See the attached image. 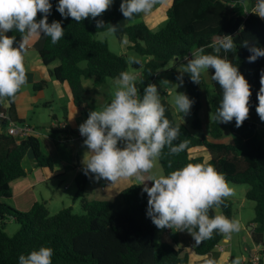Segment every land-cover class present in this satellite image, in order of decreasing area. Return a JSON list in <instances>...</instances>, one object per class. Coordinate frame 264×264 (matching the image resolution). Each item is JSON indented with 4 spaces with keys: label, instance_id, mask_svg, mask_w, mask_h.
Masks as SVG:
<instances>
[{
    "label": "trees",
    "instance_id": "1",
    "mask_svg": "<svg viewBox=\"0 0 264 264\" xmlns=\"http://www.w3.org/2000/svg\"><path fill=\"white\" fill-rule=\"evenodd\" d=\"M244 1L172 0L167 10L165 26L155 30L144 20L126 23L123 31L129 41L128 47L142 56L150 57L144 63L141 61L140 64H133L135 68L141 69L137 81L140 94L143 93V87L153 83L161 69L171 60L183 59L201 47L205 54L213 53V49L209 47L213 39L229 34L234 37L237 46L230 52H221V55L234 65H239L240 71L248 79L252 89L250 109L256 111L264 57L249 62L251 53L241 42L248 40L251 45L264 47V19L250 12L255 0L248 3H243ZM57 2L58 0H52L49 22L60 20L65 28V35L56 44H52L50 37L45 36L39 54L46 65L57 62L50 69L51 76L68 83L75 105L87 110L90 91L85 87L84 80L92 78L93 86H101L129 67L125 55L114 52L108 41L97 37L104 32L98 29L97 20L113 24L114 19L122 15V0H114L101 16L86 18L81 22H76L71 17L64 18L56 9ZM250 2L252 7L247 11L245 6ZM39 15L41 13L37 14ZM13 34L19 42L20 34L9 32V35ZM208 73L212 84L211 92L203 76L201 83L197 84L189 74H184L188 95L195 101L187 115H192L194 119L191 127L182 120L172 125L180 126V135L174 144L186 141L188 146L185 151L173 156L167 155L168 149L165 147L159 161L165 174L188 163L210 164L225 176L228 183L247 185L246 197L256 203L255 217L250 223L252 239L255 244L264 245L263 141L255 137V145L244 153L240 152L237 144L220 141L224 139L228 126H236L235 119L228 123L213 120L207 134L198 135L193 131L202 128V90L206 88L212 113H215L222 99V88L212 79L211 69ZM175 80L176 74L171 85ZM45 85V80L37 82L34 90H42ZM21 90L22 88L14 98L0 103V264H18L21 254L26 255L40 246L54 249L52 264H191L190 254L185 248L179 247L178 242L157 239V227L147 215L148 196L139 183L124 188L112 198L89 200L86 190L94 175H86L82 170L75 178V199H80V213L74 212L70 206L51 214L46 204L41 202H36L28 211H20L9 205L8 200L13 195L11 182L28 173L23 160L29 150L32 151L37 166L51 168L54 164L53 159L44 152L38 137L30 135L20 139L5 132L11 122L19 124L21 121L17 118L15 105V98ZM7 101L11 103L9 107L6 105ZM179 114L185 117L183 113ZM238 128H250L254 131L256 122L245 120ZM52 132L55 144L65 146L71 158H78L72 147L73 132L68 126L58 127V130L53 128ZM197 147L207 149L208 159L190 154V150ZM76 165L80 166L79 159ZM149 175L150 173L144 174L145 180ZM147 183L151 185L153 182ZM220 208L222 215L232 218L234 209L231 200L225 198ZM209 214L217 213L213 209ZM11 218L20 223L18 231L13 235L5 230L6 223ZM224 237V234L214 232L211 238L195 245V252L198 255L212 254ZM201 262L211 264L213 258L209 256Z\"/></svg>",
    "mask_w": 264,
    "mask_h": 264
},
{
    "label": "clouds",
    "instance_id": "2",
    "mask_svg": "<svg viewBox=\"0 0 264 264\" xmlns=\"http://www.w3.org/2000/svg\"><path fill=\"white\" fill-rule=\"evenodd\" d=\"M113 3L114 0H58L56 9L64 18L81 22L101 16ZM156 3L157 0H122L120 11L130 20L136 14L149 13ZM52 8V0H0V103L14 98L27 82L24 58L31 38L43 35L56 44L65 35L60 20L49 22ZM250 12L264 18V0H255ZM38 13L42 18L37 19ZM109 24L97 20L98 29L104 30L105 35L116 32V25ZM10 31L20 34L19 42L16 35H8ZM241 44L251 53L249 62L264 57V47L251 45L248 40ZM236 46L232 35L214 38L209 45L213 53L205 54L201 47L193 51L190 58L185 57L187 62L179 70L178 79L183 82L187 73L194 83L200 84L202 74L211 69L212 79L223 90L211 120L228 123L235 119L236 126L240 127L249 116L251 85L239 65L221 55ZM127 63L140 64L141 60L131 56ZM137 80L136 73L121 71L114 79L111 101L99 110H91L79 125L87 148L81 161L84 173L94 175L97 181H109L110 185L121 178L139 181L148 196L147 215L159 229L187 230L196 244L211 238L214 232L230 238L232 233L240 231V221L222 214H209L210 210L220 207L225 198L234 195V189L214 166L188 163L167 174L153 171L165 147L167 155L173 156L185 151L188 145L186 141L174 144L180 135V126H173L165 115L158 85L148 83L141 95ZM166 83L167 80H163L161 86ZM260 83L256 111L264 121V70ZM194 102L189 95L177 90L171 101L175 111L184 116L190 113ZM145 173H150L147 180ZM147 181L153 183L149 185ZM53 254V248L40 246L26 255L21 254L18 264H52ZM233 264H239V260Z\"/></svg>",
    "mask_w": 264,
    "mask_h": 264
},
{
    "label": "rangeland",
    "instance_id": "3",
    "mask_svg": "<svg viewBox=\"0 0 264 264\" xmlns=\"http://www.w3.org/2000/svg\"><path fill=\"white\" fill-rule=\"evenodd\" d=\"M250 0H245L243 3H248ZM163 2V0H158V3ZM141 14V13H140ZM136 14L135 16H137ZM167 18L166 14H163L162 17L158 18L156 23L154 24L153 29H159L163 26L166 25L167 23ZM127 21L131 23V19H125V17L122 15L118 16L117 18L114 19L113 25H116V32L111 35H105L104 32H101L97 35L98 39L100 40H106L108 41L111 50L118 54H123L127 57V59L131 56H136L140 58V60L144 63L150 57L148 56H142L139 53H137L134 50H131L128 47L129 41L126 35L124 34L123 28L126 25ZM125 38L127 40V43H125ZM184 58L180 59H173L169 62L168 65L163 67L159 74L156 76L154 79L153 83L158 85L159 90L161 91V102L163 103L166 101L167 103L171 104V101L174 98V95L176 93V90L178 92H184L188 95L187 88H186V83L185 80L183 79V82H181L178 79L179 76V70H182L183 67L185 66L184 63ZM128 71H132L137 74L138 79L141 74V69H137L133 66V64H129V67L127 69ZM176 74V80L173 85H171V80L174 78V75ZM205 82L207 83L206 85L210 88V92L212 90V84H211V78L210 75L207 72L202 74ZM53 77V76H52ZM51 77V80L48 81L47 87H45V91L47 94V98L51 96H56L57 93V87L53 85V78ZM163 80H167V83L162 87L161 82ZM138 81V80H137ZM113 82L114 79L109 78L107 82L101 86H93L92 84V78L86 79L85 80V86L86 88L90 91L89 93V102H88V108L89 111L91 110H99L101 109L104 105L109 103L112 99V92H113ZM171 89V94L169 95L168 90ZM51 95V96H49ZM65 99V98H63ZM46 100V99H45ZM44 101V100H43ZM62 103V100H56L55 101V107L60 106ZM167 109H169V106L166 105ZM173 110L174 107H173ZM53 111L58 115L59 118H62V111L59 110V108H54L53 110L51 108H45V105L41 103L38 104L37 107L29 114L27 121L31 123L32 125L39 126L40 130L43 132H48V128L51 126V114ZM211 105L208 100V96L206 93V88L202 90V108L200 111V117L202 119V128L200 130H193L195 134H207L208 128L210 127V124L213 120H211ZM193 116L192 115H187L185 117H181L179 113L175 115V120L171 122H177L179 120H182L185 124H187L189 127H191L192 122H193ZM247 121H252L256 122V129L254 131L250 130V128H246V130H241L235 125H230L227 127L225 130V137H224V142H231L233 144H237L239 146L240 152L244 153L246 149H251L255 145V140L254 138H258L263 141L264 145V121H261L259 115L257 114L256 111L250 109L249 116L246 119ZM25 122L20 121L19 124H24ZM73 129V130H72ZM38 130V129H37ZM36 130V131H37ZM39 130V131H40ZM72 131H74L75 138L78 137L77 134H79V128H76L73 126L71 128ZM36 134H39V136L44 140L43 135L40 132H37ZM211 140H214L210 137ZM247 140H250L249 142ZM122 146V144H121ZM50 147V148H49ZM73 150H75V143L72 144ZM60 150H64V152L67 154L69 158L64 157H58L55 159L56 165L58 163H61L62 161L64 163V166H68L69 161H74L75 165L77 163L76 158H71L70 155L68 154L66 147L65 146H59L58 147V152ZM45 151L49 154H51V143L45 144ZM76 154V153H75ZM190 154L192 156H208L207 149L204 147H198L194 148L191 150ZM28 155V154H27ZM25 156L23 160L24 166L29 169L31 168V172L34 170L32 169L33 167L31 166V161L29 160V156ZM62 155V154H61ZM31 159L34 160V158L31 156ZM70 169V167H69ZM48 170V169H47ZM46 170V173L48 172ZM153 171H160L163 172L162 165L160 161L158 160L156 162V168L153 169ZM164 173V172H163ZM71 174L68 176H61L58 175L51 179V177L42 179L40 183L34 184L33 189H29L28 191L25 192V195H15L14 198H10L8 200V203H11L12 207L16 208L17 210L20 211H28L36 202H41L45 203L47 208L49 209L51 214H56L60 210L66 208V207H72L73 211L76 213L82 212L81 209V202L80 199H75V195L77 192V185L75 180L71 179ZM33 180V179H32ZM21 181L15 182L14 183V188L16 185L21 184ZM229 185L234 189V195L227 197V199L231 200L233 202V215L232 218H236L240 221L241 228L239 232H234L230 235L231 237V244L226 248L227 253H233L235 256V260H239V263L244 259V257L249 256V250L248 247L249 244L252 245L253 241L247 238L244 240L245 237H247V233L250 231L252 228V225L249 224L255 217V201H252L246 197V191L248 186L245 184H235V183H229ZM16 190V189H15ZM74 193V194H73ZM216 213L220 214L222 213V209L220 207L215 208ZM245 225L246 228L244 227ZM20 227V223L14 219L11 218L10 221L6 223L5 230L7 233L10 235L15 234ZM164 229H159L157 228V231L160 233ZM168 229V228H167ZM156 231V232H157ZM157 239H160L157 236ZM225 244V243H224ZM262 254H264V251L260 252V255L262 257ZM219 262V261H216ZM214 262L213 264H215ZM191 264H201L196 260V255L193 253L191 255Z\"/></svg>",
    "mask_w": 264,
    "mask_h": 264
},
{
    "label": "crops",
    "instance_id": "4",
    "mask_svg": "<svg viewBox=\"0 0 264 264\" xmlns=\"http://www.w3.org/2000/svg\"><path fill=\"white\" fill-rule=\"evenodd\" d=\"M171 4H172V0H163V2L161 3H158V0H157V3L154 5L153 9L149 13L138 14L133 19H131V23H135L139 20H144L153 29V27H155L154 24L156 23L158 18L162 17L163 14H166V17H167V10L171 6ZM251 7H252V4L250 2L248 6H245V9L248 11L249 8ZM40 18H42V14L37 16V19H40ZM127 23H129V21H127ZM44 37L45 36L43 35L34 36L29 41L28 51L24 58L27 82L22 87L21 92L16 96L15 105H16V110H17V118L21 120L22 122H25L24 124L28 123L30 124L31 127H33V130L30 131L29 135H33L39 138L44 152L47 154V156L53 159L54 164H53V167L51 168L48 166H44V167L37 166L35 164V161L31 159V156L33 157V154H32V151L29 150L27 153L28 154L27 157L28 156L30 157L29 160L32 162L31 166L33 167L32 169L34 170L31 172L30 171L31 168L27 169L25 167L28 170L27 175L17 178L11 182V186L13 190V195L11 198H14L15 195H18V194L25 195L26 191H28L29 189H33L34 184L40 183L42 179H46L48 177L49 178L51 177V179H53L54 177L58 175L68 176L71 174L72 175L71 179L75 180L78 173L83 170L81 161L83 159L85 152L87 151L86 146L83 144V140L85 139V137L78 136L77 138H75L74 131H72L73 129L71 130V128H73V126H75L76 128H79V125L88 118L89 113H90L89 108L86 110L84 108L77 107L74 103V99H73L71 89L68 83L61 82L51 76L50 69L55 67L57 65V62L51 65H46L43 63V60L39 54V49L42 46ZM51 77L53 78V85L57 87V93H56V96L49 95L51 96V99H50V97L47 98L45 87H47V83L49 80H51ZM42 80L46 81V85L43 87L42 90L35 91L34 84ZM84 85H85V80H84ZM171 92H172L171 89H169L168 93H171ZM56 100H62L61 105L58 107H55L54 105ZM41 102L43 105H45L46 109L51 108L53 110L54 108H59V110L62 111L63 113L62 118H59L58 115L53 111V113L51 114L52 116L51 126L48 128V132L41 131L39 127L40 125L35 126L29 123V121H27L29 114ZM163 104L165 107H167L166 105L169 106V109L166 110L165 115L170 120V122L174 121L175 115H177V112L173 110V106H171V104L167 103L166 101H164ZM65 109H67V112L65 111ZM19 125L22 126L23 124H19ZM63 125H65L66 127L68 126V128L73 132V142L75 143V148H76L75 153L78 156L76 160L78 159L80 160V166L75 165L73 160L69 161L67 164L70 167V169L69 167H67L66 169L62 161H60L61 163H58L57 165L54 162L56 158L61 157V156L63 157V153L65 154L64 157L66 159L69 158L68 156H66L67 154L64 152V150L62 151L60 150V152H58L59 146L55 144L54 139H53V132H52L53 128L58 130V127H62ZM37 132H40L43 135L44 140L39 136V134H36ZM21 138H25V137H21ZM48 143H51V154L45 151V144H48ZM206 159H208V156L206 157ZM46 170L48 171L47 173H46ZM18 181H21L22 183L19 185H16V187L14 188V183ZM135 183H140V182L134 178H121L117 183L110 185L109 181H106L104 179L97 181L94 178L92 181L89 182L87 186V190H86L87 198L89 200L112 198L124 188L132 184H135ZM246 226L247 225H245L244 227L246 228ZM157 236L162 241L171 242V243L178 242L179 247L185 248L187 252L190 254V257L194 253L196 255V260L200 262L201 264H202L201 261L209 256L213 258V262L211 264H213L216 261H219V262H216L215 264H233V260L235 259V256L233 255V253H230V252L227 253L228 251H226V248L231 244V237L230 238L224 237L223 241L216 247V249L214 250L212 254L198 255L194 249L196 242L194 240V237L189 232H184V231L177 232V231H173L172 229L166 228L160 233L157 231ZM247 238L253 241L252 228L247 233V237H245L244 240H246ZM247 247L249 250V256L244 257V259H242V261L239 264H247L251 256H253L256 253L260 254V252L264 251V245H258V244H255L254 242L252 243V245L249 244V246ZM260 264H264V254H262Z\"/></svg>",
    "mask_w": 264,
    "mask_h": 264
},
{
    "label": "built area",
    "instance_id": "5",
    "mask_svg": "<svg viewBox=\"0 0 264 264\" xmlns=\"http://www.w3.org/2000/svg\"><path fill=\"white\" fill-rule=\"evenodd\" d=\"M191 53L190 52L187 56L190 58L191 57ZM185 60V58H184ZM5 116V115H4ZM62 127H65V125H63ZM33 130V127L30 126V124L26 123V124H23L22 126L19 125V124H15L13 122H11L9 124L8 127H6V132L13 135V136H16L20 139H23L21 137H28L30 136L29 133L30 131ZM78 136L82 137V135L80 134H77ZM260 261H261V257H260V254L259 253H256L254 254L253 256L250 257L249 261L247 262V264H260Z\"/></svg>",
    "mask_w": 264,
    "mask_h": 264
},
{
    "label": "water",
    "instance_id": "6",
    "mask_svg": "<svg viewBox=\"0 0 264 264\" xmlns=\"http://www.w3.org/2000/svg\"><path fill=\"white\" fill-rule=\"evenodd\" d=\"M263 19H264V18H263ZM10 104H11L10 101H7V106H8V107L10 106Z\"/></svg>",
    "mask_w": 264,
    "mask_h": 264
}]
</instances>
